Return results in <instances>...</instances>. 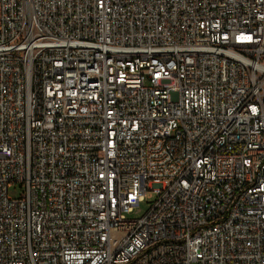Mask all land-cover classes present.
Here are the masks:
<instances>
[{
  "label": "built area",
  "instance_id": "1",
  "mask_svg": "<svg viewBox=\"0 0 264 264\" xmlns=\"http://www.w3.org/2000/svg\"><path fill=\"white\" fill-rule=\"evenodd\" d=\"M0 264H264V0H0Z\"/></svg>",
  "mask_w": 264,
  "mask_h": 264
},
{
  "label": "rangeland",
  "instance_id": "2",
  "mask_svg": "<svg viewBox=\"0 0 264 264\" xmlns=\"http://www.w3.org/2000/svg\"><path fill=\"white\" fill-rule=\"evenodd\" d=\"M19 191H20L19 189L18 190L12 189V190H10V193L15 196V195L19 194ZM147 208H148L147 202H142L140 204V206L133 212V215L139 216V215L143 214Z\"/></svg>",
  "mask_w": 264,
  "mask_h": 264
}]
</instances>
